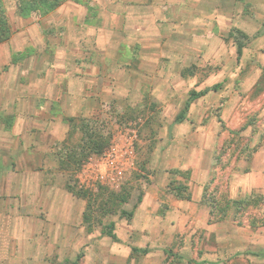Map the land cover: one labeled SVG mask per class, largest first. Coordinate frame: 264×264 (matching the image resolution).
Instances as JSON below:
<instances>
[{"label":"crops","instance_id":"1","mask_svg":"<svg viewBox=\"0 0 264 264\" xmlns=\"http://www.w3.org/2000/svg\"><path fill=\"white\" fill-rule=\"evenodd\" d=\"M17 27L6 44L18 39L11 51L22 58L20 74L34 79L13 98L10 86L0 92V264H157L168 253L184 255L189 230L220 244L222 224L234 228L229 260L262 256L264 217L254 229L241 227L244 237L225 220L234 200L244 206L255 193L264 200V137L244 155L248 166L240 162L228 174L223 219L209 221L203 195L220 137L246 124L242 132L255 137L251 118L264 111L252 112L250 100L264 68V0H58ZM5 51L0 46V56ZM188 91L200 94L187 102L189 93L182 107L175 93ZM130 93L137 106L160 93V103L175 110L164 137L171 144L155 150L160 160L128 218L106 232L64 180L62 159L70 135L82 138L81 120L91 126L89 115ZM209 254L207 264H218V246Z\"/></svg>","mask_w":264,"mask_h":264},{"label":"rangeland","instance_id":"2","mask_svg":"<svg viewBox=\"0 0 264 264\" xmlns=\"http://www.w3.org/2000/svg\"><path fill=\"white\" fill-rule=\"evenodd\" d=\"M34 12L31 11L27 15L23 14L20 11L19 0H0V18L6 20L11 29L9 37L0 42L1 49L6 50L5 54L0 56V59L7 60L9 64L7 67H3L0 64V92H2V86H10L12 98L15 94L19 95L24 90L26 84L33 83L34 74H32L31 78L27 75L25 78L20 74L22 70H20L18 62L22 58L17 51H11V48H17L19 46L17 44L18 39L12 38L9 44H6V42H8L11 36L15 37V33L18 30L17 26L26 17L34 16ZM41 46L43 45L40 44L39 47ZM9 50L10 55L8 57L6 53ZM26 51H29V49L27 48ZM49 52L50 47L46 48L44 52V56L46 57H43L44 59L42 61L47 59ZM33 58L28 56L25 59L29 66L36 65ZM246 68L248 69V65ZM242 71L246 72L245 68H242ZM189 93V91L187 95L185 93H175L176 100L182 107L186 101L185 97ZM260 94L261 92L254 93L253 91L250 96V100L253 101L256 99L254 102H251L252 112L254 110L253 106L264 105V96ZM161 95L160 93L157 95H149V97L146 95L142 98L143 101L137 106L131 104V98L135 94L130 93L126 97L116 99L115 102L110 104V107L89 115L91 120L94 121V123H91L92 130L100 133L103 141L106 142L104 148L99 153H88L80 148L82 141L79 140L80 132H77V130L74 133L77 136L74 137V134H71L69 137L70 151H68L67 157L65 156L62 159L63 166L66 170L63 173L64 180L70 186L76 187L79 195L87 200L88 211H86V215H89L90 222L101 223L106 232L114 230L115 223L119 222L122 216L128 218L130 210L138 203V200L142 196L144 184L150 182V175H153L152 171L156 168L154 166L160 160V157L157 155L158 151L155 152V150H161L171 144L164 137L166 131H172L173 126L168 122L170 121L169 117L175 114V110H168L164 106L166 104L165 102H163V105L160 103L162 99ZM172 97L173 95H171ZM189 100H191L190 96L187 102ZM223 100L224 98L222 97L220 101L223 102ZM117 105L121 107L119 108ZM181 108L176 109V115L180 112ZM263 112L260 118L252 116L250 121L253 123L249 129L252 134L255 133V137L252 138L249 136L247 134L249 131L245 133L242 130L239 132L228 131L225 136L222 135L220 137V140L216 144L219 153L216 156L215 171L213 172L211 182L206 185L203 195L205 205H211L214 217L219 216L221 214L220 208L227 201L230 202L231 200L228 190V174L230 171L236 169L240 165V162H243V166L246 168L249 158L244 157V155L250 156L252 149H256L258 145L262 144L264 137ZM168 113L170 115L169 117ZM166 117L168 119L164 121ZM74 129L72 132L75 131ZM130 144H133L134 156L129 161V164H126V170L121 178H116L112 173L105 171L104 165H102V173H99L100 161L97 159H99V156L105 150L117 146L121 147V152L119 153L123 154L125 147ZM62 146L65 147L66 144L63 143ZM74 154H77L76 157H73ZM75 160L78 162L76 161L77 163H75ZM171 184L175 185V182H170V187ZM79 185L81 186L79 187ZM252 198L253 200H250V203L244 206L242 202L231 204L232 211L230 210L229 213L230 218L225 220L234 223L236 225L235 228L240 230L237 231L236 229L235 232L243 237L247 235V231H243L241 227L248 229L247 226L250 224L251 227L249 226V229H254V227L262 223V218L264 217L262 216L264 213V200L262 196L255 193ZM221 226L223 227L221 229L222 239L219 241L220 244H215V240L208 239L207 231L202 230V232L195 231L194 233H190L189 230L186 235L188 238L191 237L192 242L187 244L186 248L183 249V257L178 254L168 253L163 260L157 261V264H207V262H210L208 261L210 258L209 252L214 246H218L219 250L218 264H264V253L262 256H259L254 251H250L248 256L235 255L232 260H229L231 257L228 256V253L231 252L234 246L229 245L226 241L232 239V230L234 228H227L224 224ZM259 238L262 240V236H259L255 241H258ZM250 240L253 241L252 239ZM177 243L178 241L176 240L174 246ZM108 263L115 264L114 261H108Z\"/></svg>","mask_w":264,"mask_h":264},{"label":"trees","instance_id":"3","mask_svg":"<svg viewBox=\"0 0 264 264\" xmlns=\"http://www.w3.org/2000/svg\"><path fill=\"white\" fill-rule=\"evenodd\" d=\"M20 3V11L23 14H29L31 11H35L37 13H41L44 11H48L49 9L54 8L58 4V0H19ZM11 33V29L9 28L8 23L6 20H2L0 18V42L6 40ZM241 45L238 46V51L240 50ZM264 68L262 71V76L260 80L258 81V84L256 85L254 89V93H259L264 90ZM200 93H196L194 91L190 92V98L196 97ZM82 121V120H81ZM80 121V129L82 130V145L80 148L84 151H87L88 153L93 152V153H99L102 151L104 148V145L106 142L103 141L102 136L100 133L93 131L92 127L88 124H84L83 122ZM247 125V124H246ZM245 125V126H246ZM244 126V127H245ZM244 127H241L239 130H232L233 132H239L240 130H243ZM104 142V143H103ZM259 146V145H258ZM77 154H74L73 157H76ZM77 160H75V163ZM178 188V187H177ZM205 191V189H204ZM240 200H234V204L239 203ZM230 202H226L223 207L220 208L221 214L217 217H214L213 210L210 211V217L209 221L214 222L221 220L225 217L226 215V209L228 207ZM241 203V202H240ZM250 203V200L247 201V204Z\"/></svg>","mask_w":264,"mask_h":264},{"label":"built area","instance_id":"4","mask_svg":"<svg viewBox=\"0 0 264 264\" xmlns=\"http://www.w3.org/2000/svg\"><path fill=\"white\" fill-rule=\"evenodd\" d=\"M119 152H121V147L116 146L105 150L99 156V161L105 166V171L112 173L116 178L122 177L126 170V166L129 164V161L132 160L134 156L133 144L125 147L123 154Z\"/></svg>","mask_w":264,"mask_h":264}]
</instances>
